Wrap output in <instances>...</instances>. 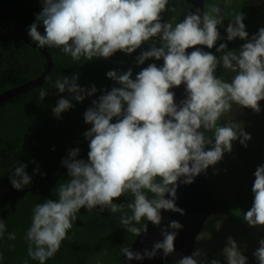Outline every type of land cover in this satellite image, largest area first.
I'll return each instance as SVG.
<instances>
[{
	"label": "clouds",
	"instance_id": "obj_1",
	"mask_svg": "<svg viewBox=\"0 0 264 264\" xmlns=\"http://www.w3.org/2000/svg\"><path fill=\"white\" fill-rule=\"evenodd\" d=\"M168 3L169 0H43L36 22L29 27L28 36L37 47L61 49L73 61L81 57L87 61L107 59L117 51L131 54L153 38H158L159 46L152 43L150 50L143 51L136 62L142 65L150 58L163 60L161 67L149 64L135 79L131 78V69L119 75L111 70L106 73L107 78L120 86L93 100V106L83 114L84 122L92 125L84 133L90 141L87 162L76 159L78 148L70 150L68 158L61 161L68 179L56 187L58 199H45L32 209L25 235L27 256L39 264L54 257L81 208L92 211L99 207L101 212L108 209L115 213L124 206L113 201L125 193L133 196L127 204L131 214L122 215L120 223L135 237L147 233L146 223L136 227L142 220L154 226L161 224V210L184 215V209L175 203L177 182L191 184L194 177L232 151V141L239 139L246 147L251 139L240 123L229 121L220 126L217 122L233 105L256 113L261 111L264 28L238 52L226 50L227 45L220 43L216 52L223 54L219 58L200 47L186 53V49L195 46L212 49L221 39L218 31L224 22L221 9L212 5L203 16L196 9L173 24L161 22V14L169 10ZM243 20L244 14L238 12L228 23L225 29L228 41L247 40ZM39 23L44 34L38 31ZM218 64L234 74L230 83L214 75ZM77 78L75 74L71 79L65 76L56 80L54 86L60 93L75 94L73 98L81 102L97 89L79 87ZM181 84L185 85L186 98L178 106L170 89ZM46 95L47 91L42 89L39 99ZM72 106L68 99L60 98L52 111L59 118ZM206 131H213V135L206 136ZM26 167L16 166L10 177L16 190L31 182ZM254 176L253 203L243 219L249 227H260L264 226V165L256 168ZM182 228L181 223L172 220L160 229L163 239L150 251L146 249L141 254L121 247V252L129 261L152 259L158 251L168 257L175 250L174 241ZM5 231V224L0 221V236ZM15 238V233L8 234L9 240ZM222 254L227 264H246L247 257L231 237ZM201 255L197 249L177 264H200ZM253 256L258 264H264V239L259 240ZM210 264L220 262L213 259Z\"/></svg>",
	"mask_w": 264,
	"mask_h": 264
},
{
	"label": "trees",
	"instance_id": "obj_2",
	"mask_svg": "<svg viewBox=\"0 0 264 264\" xmlns=\"http://www.w3.org/2000/svg\"><path fill=\"white\" fill-rule=\"evenodd\" d=\"M9 1L19 24L28 35L30 25L36 22V16L42 10L43 0ZM207 1L204 0V3ZM167 8L169 10L161 14V22L171 21L175 24L189 13L190 4L186 0H169ZM172 8H175L174 12ZM0 11L5 15L0 24H7L14 31L1 0ZM38 31L44 34L42 23L38 24ZM16 38L17 58L14 64L7 63L3 49L0 48V92L34 78L46 67V59L41 51L24 43L17 34ZM152 43L158 47V38L145 42L131 54L117 51L107 59L94 58L91 61L83 57L73 61L61 49L46 47L53 60L46 80L30 90L0 101V221L6 226V231L0 236V264H25V261L27 264H39V261L27 256L25 235L31 224L32 209L45 199H58L56 187L68 179L67 169L61 161L68 158L70 150L78 148L76 159L87 162L90 141L84 133L92 125L84 122L83 114L93 106V100L113 87L120 86L107 78L106 73L111 70L119 75L131 69V78L135 79L149 64L155 63L158 67L163 65L162 59L154 58L145 60L142 65L137 64L136 58L143 51L150 50ZM219 44L216 41L214 47L206 52L219 58L223 54L216 52ZM217 70L225 71L220 64ZM74 74L78 77L76 83L79 87L90 89L94 86L97 89L93 95H86L81 102L73 98L75 94L67 91L60 93L54 86L56 80H62L65 76L71 79ZM42 89L47 91V95L40 100L39 92ZM60 98L68 99L73 106L57 118L52 109ZM116 120L114 117L112 122ZM20 164L27 165L25 172L31 177V182L23 189L16 190L10 183V177L14 168ZM205 175L216 209L207 217V222L228 213L229 206L218 200L209 168ZM148 195L152 196L151 193ZM132 200L130 192L115 199L114 203L124 206L115 213L108 209L101 212L99 207L92 211L81 208L68 230L67 238L61 242L60 249L45 264H129L121 247L131 248L135 236L126 231L120 218L131 214L127 204ZM144 223L142 220L136 227ZM9 233H15V240L8 239ZM212 234L218 236V233ZM177 261L165 264H177Z\"/></svg>",
	"mask_w": 264,
	"mask_h": 264
},
{
	"label": "rangeland",
	"instance_id": "obj_3",
	"mask_svg": "<svg viewBox=\"0 0 264 264\" xmlns=\"http://www.w3.org/2000/svg\"><path fill=\"white\" fill-rule=\"evenodd\" d=\"M212 5L220 7L224 18L223 24L218 26L221 39L217 42L225 43L226 50L238 52L260 28H264V0H208L204 3V14L210 12ZM238 12L244 14L243 23L246 26L248 38L247 40L235 38L228 41L225 29ZM4 16V13L0 11V22ZM16 39V34L7 24H0V48L3 49L9 65L16 62ZM198 47L203 51L208 49L205 46ZM214 75L230 83L234 74L227 70L220 72L216 69ZM259 104L261 108L259 113L250 108H239L233 105L230 112L223 115L217 122L220 126L229 121L240 123L243 130L250 134L251 139L246 142V147L240 144L239 139L232 141V151L224 153L219 162L209 167L216 196L222 204L229 206V211L218 218L204 222L195 239L193 249V252L197 249L201 250L202 255L198 257L200 264H210L213 259L218 260L220 264H227L222 249L226 246L229 237L237 242L242 255L247 257L246 264H258L253 253L259 247V240L264 239V226L249 227L243 219V214L251 208L253 203L254 172L258 166L264 165V100ZM205 135L210 137L213 131H206ZM212 233H218V236Z\"/></svg>",
	"mask_w": 264,
	"mask_h": 264
},
{
	"label": "water",
	"instance_id": "obj_4",
	"mask_svg": "<svg viewBox=\"0 0 264 264\" xmlns=\"http://www.w3.org/2000/svg\"><path fill=\"white\" fill-rule=\"evenodd\" d=\"M1 1L4 12L8 16L15 33L24 43L42 52L46 59V67L34 78L1 91L0 101L30 90L41 84L49 76L53 66L52 57L46 47H37L22 29L11 2L9 0ZM186 1L190 4L189 13L195 12L196 9H199L201 16H203L204 0ZM196 47L198 46L186 49V53L194 51ZM170 91L174 92V102L179 106L180 102L186 98L185 85L181 84L179 87L170 89ZM181 179H183V177H181ZM177 183L179 186L176 191L175 203L177 207L184 209V215L161 210V224L159 226H154L151 222L146 221L147 233H142L140 236L135 237L130 248L131 251L139 252L141 254H143L146 249L150 251L156 242L163 239L160 229L166 227L170 221L176 220L183 225V228L178 231L176 240L174 241V252L168 257H163L162 251H158L154 258L148 259L145 257L139 261H129L126 258L129 264H165L166 262L179 260L193 252L195 239L203 227L205 220L209 215L215 212V199L206 181L205 171L194 177L191 184H180L179 181ZM165 198H168L167 194ZM169 231H171V229H169Z\"/></svg>",
	"mask_w": 264,
	"mask_h": 264
}]
</instances>
